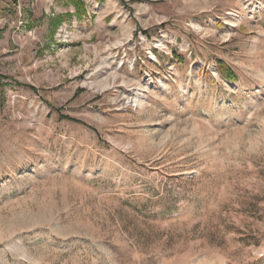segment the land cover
Wrapping results in <instances>:
<instances>
[{
  "label": "rangeland",
  "instance_id": "rangeland-1",
  "mask_svg": "<svg viewBox=\"0 0 264 264\" xmlns=\"http://www.w3.org/2000/svg\"><path fill=\"white\" fill-rule=\"evenodd\" d=\"M0 264H264V0H0Z\"/></svg>",
  "mask_w": 264,
  "mask_h": 264
},
{
  "label": "trees",
  "instance_id": "trees-1",
  "mask_svg": "<svg viewBox=\"0 0 264 264\" xmlns=\"http://www.w3.org/2000/svg\"><path fill=\"white\" fill-rule=\"evenodd\" d=\"M219 71L226 76L229 80H235L236 77L231 69L224 62H219L218 64ZM81 92V91H80Z\"/></svg>",
  "mask_w": 264,
  "mask_h": 264
},
{
  "label": "bare ground",
  "instance_id": "bare-ground-1",
  "mask_svg": "<svg viewBox=\"0 0 264 264\" xmlns=\"http://www.w3.org/2000/svg\"><path fill=\"white\" fill-rule=\"evenodd\" d=\"M134 103L137 104V105H141L142 104V102L140 101V99L138 97L135 98Z\"/></svg>",
  "mask_w": 264,
  "mask_h": 264
}]
</instances>
